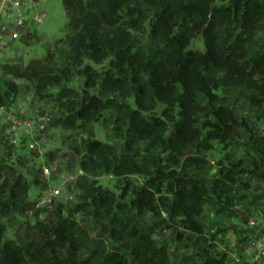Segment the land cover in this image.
I'll return each instance as SVG.
<instances>
[{
	"label": "trees",
	"instance_id": "16d2710c",
	"mask_svg": "<svg viewBox=\"0 0 264 264\" xmlns=\"http://www.w3.org/2000/svg\"><path fill=\"white\" fill-rule=\"evenodd\" d=\"M63 8L64 36L47 44L42 57L0 62V106L11 110L28 90L34 102L55 104L54 126L72 135L109 112L110 141L120 149L87 132L72 149L82 156L81 170L91 177L144 176L145 187L128 196L86 184L73 208L58 203L47 224H26L11 240L0 224V264H196L189 256L170 260L169 244L154 238L159 225L145 218L161 213L182 227L177 241L204 242L201 264H228L200 218L210 202L218 214H230L231 194L245 178L264 181V135L257 127L264 125V0H63ZM198 37L203 51L189 49ZM76 79L81 92L69 85ZM233 97L254 111V126L237 118ZM0 131V218H37L28 193L42 192L46 183L28 166L32 153L9 145L3 123ZM241 131L248 166L245 156L207 159ZM158 150L164 159L153 156ZM54 160L48 152L45 162ZM209 165L215 173L201 178ZM78 214L99 223V234L89 235Z\"/></svg>",
	"mask_w": 264,
	"mask_h": 264
},
{
	"label": "rangeland",
	"instance_id": "374dc122",
	"mask_svg": "<svg viewBox=\"0 0 264 264\" xmlns=\"http://www.w3.org/2000/svg\"><path fill=\"white\" fill-rule=\"evenodd\" d=\"M32 10L28 13V22L26 25L23 37H20L15 42L3 43L0 41V62L13 61L16 59L23 61L26 64L31 59H38L45 54L47 44H54L55 41L63 38L64 26L66 24V14L63 8V0H33ZM44 16L41 22L32 20L34 16ZM6 22V21H4ZM147 30V26H145ZM147 32V31H146ZM33 34V36H31ZM37 44V45H35ZM35 45V46H34ZM191 50L203 51L202 38L198 37L190 44ZM12 55H9V53ZM6 56V57H5ZM8 57V58H7ZM12 58V59H10ZM90 66L96 68L91 62H86ZM70 87L76 91L84 90L83 83L80 80L71 82ZM245 92L238 90L237 93ZM201 99V98H200ZM231 105L235 110L237 118H247L249 124L254 126L256 123L254 111L251 110L244 99L233 97ZM54 103L45 104L34 102L28 90L20 97L11 108L18 118L33 122L36 117V111L47 113V123L45 130L46 142L41 151L43 154L42 160L45 162V157L48 152H53L55 160L58 163V173L51 178L50 182L42 185V192L58 191V195L54 200L53 208L61 203L67 209L73 208L78 203L79 197L83 194L84 186L87 184L90 187L101 188L103 191L113 193L115 195L124 194L131 196L132 190L145 187L146 178L144 176H126L125 178H117L112 175H97L94 177L84 174L81 170L80 163L82 156L73 152V147L79 146L80 139H85L87 132H91L93 139L105 144H111L120 149L119 141H110L113 124L111 123L110 113L102 114L101 118L87 124L84 128L85 133L79 130L78 133L69 134L59 127L54 126L56 118L60 114L53 107ZM164 111L163 106H158L155 110L156 115H160ZM2 121H0L1 130ZM259 132L264 135V125L257 126ZM262 129V131H260ZM1 132V131H0ZM22 130L20 131V135ZM170 131L166 133L168 136ZM20 139V136H19ZM8 141V140H7ZM19 141V140H18ZM246 144L245 133L241 131L235 141L226 150L218 145L207 153V159L213 163L216 161H224L226 158L232 162H236L241 157L245 156L246 165L250 161V156ZM10 145V143H9ZM12 145V144H11ZM14 146V145H13ZM72 147V148H71ZM42 148V145H41ZM28 154L26 150L22 151ZM20 154V153H19ZM192 154V151L188 152ZM159 160L164 159L165 155L160 150L154 152L153 155ZM32 161L28 166L33 168L37 175L40 170L41 162L36 159L34 154H31ZM144 161V157L139 159ZM153 170V169H152ZM215 168L209 165L200 173L201 178H210L215 173ZM28 181L31 180L24 172H22ZM246 184L248 188L244 186ZM125 185H127L125 187ZM124 191L125 193H123ZM163 196V195H162ZM231 196L235 199L234 207L230 214H218L217 206L214 202L206 203L200 218V224L204 229L205 236L215 235L214 246L215 252H223L227 255L228 264H264V256L258 257L257 243L260 241V233L264 229V181H258L253 177L245 178L238 184ZM30 202L36 203L39 216L33 218L32 214H28L26 218H10L8 220L0 218V224L5 226V238L11 240L14 236L22 233L23 227L26 224L35 226L38 224H47L48 215L53 210L40 208L37 205L39 193L36 188H31L28 193ZM77 219L81 220L86 232L95 237L99 234L101 226L93 219L78 214ZM166 215L161 213V217L147 216L145 221L150 225H159V229L155 232L154 238L158 242H166L169 244V258L172 261H179L186 256L192 257L193 262L201 264L202 254L201 248L204 242L198 245L197 240L194 242H179L176 239L177 234H183L182 227L176 223L165 221Z\"/></svg>",
	"mask_w": 264,
	"mask_h": 264
},
{
	"label": "built area",
	"instance_id": "2783aa9c",
	"mask_svg": "<svg viewBox=\"0 0 264 264\" xmlns=\"http://www.w3.org/2000/svg\"><path fill=\"white\" fill-rule=\"evenodd\" d=\"M32 5L33 0H0V41L12 43L23 37L28 22V12L31 10ZM43 18V15H38L34 16L32 20L41 22ZM47 116V113H41L38 110L33 122H29L28 120L23 121L18 118V114L13 110L7 111L4 107L0 106V121L6 125L9 143L14 146L20 145L25 147L29 154L32 153L37 156L41 162L40 174L45 183L50 182L51 178L58 173V163L56 160L48 163L42 160L43 154L41 151L46 142L44 131L46 129ZM21 130L22 134L20 135ZM57 195V190L40 192L37 205L40 208L51 210ZM256 248L258 257H263L264 234L260 236V241L257 243Z\"/></svg>",
	"mask_w": 264,
	"mask_h": 264
},
{
	"label": "crops",
	"instance_id": "0c3cea01",
	"mask_svg": "<svg viewBox=\"0 0 264 264\" xmlns=\"http://www.w3.org/2000/svg\"><path fill=\"white\" fill-rule=\"evenodd\" d=\"M32 8H33V7H31V10H32ZM31 10H29V11H31Z\"/></svg>",
	"mask_w": 264,
	"mask_h": 264
}]
</instances>
